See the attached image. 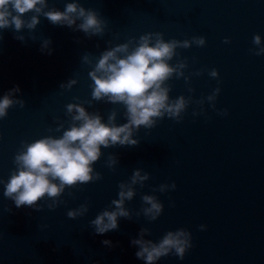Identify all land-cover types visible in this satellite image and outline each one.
I'll use <instances>...</instances> for the list:
<instances>
[{
    "label": "water",
    "instance_id": "1",
    "mask_svg": "<svg viewBox=\"0 0 264 264\" xmlns=\"http://www.w3.org/2000/svg\"><path fill=\"white\" fill-rule=\"evenodd\" d=\"M66 2L49 0V6L62 11ZM80 3L97 9L109 21L102 37L88 38L45 17L31 34L27 29L22 33L0 29V98L19 85L21 92L16 95L26 101L25 107L15 105L0 119L3 181L15 169L13 157L21 141L62 135L63 129L49 132L56 127L57 117L65 128L70 126L65 107L70 102L85 103L89 112L98 111L105 122L115 108L117 124L126 122L122 105L86 103L93 82L88 76L91 66L81 59L85 52L98 57L105 48L146 32H162L165 40L204 36L205 46L177 49L178 56L170 63L187 58L186 75L205 71L193 75L188 84L175 76L167 82L172 98H193L181 121L165 117L152 129L142 127L136 146L102 148L103 155L94 164L102 179L66 188L55 209L16 208L3 196L4 184H0V264H145L135 255L137 246L131 244L142 227L150 229L146 238L154 241L178 228L192 233L193 247L183 260L170 254L156 264H264V55L249 51L255 47V34L264 42V0ZM19 34L24 41L15 38ZM225 37L231 42L224 43ZM43 38H51V55L41 51ZM212 68L219 71L218 78L209 76ZM70 78L77 79V84L70 90L60 88ZM217 86L221 91L213 109L206 97ZM189 87L195 91L190 93ZM202 97L204 104H197ZM223 109L227 115L217 111ZM194 111L199 115L194 116ZM109 153L119 158L115 170L106 165ZM138 167L150 178L143 187L135 186L136 195L125 206L134 214L143 206L142 195L154 194L164 205L162 214L155 221L142 214L131 220L121 217L118 229L96 234L89 221L118 198L119 182L127 181ZM173 181L175 190H158L160 184ZM85 202L89 204L85 216L67 217L69 209ZM106 239L110 246L102 243Z\"/></svg>",
    "mask_w": 264,
    "mask_h": 264
},
{
    "label": "clouds",
    "instance_id": "2",
    "mask_svg": "<svg viewBox=\"0 0 264 264\" xmlns=\"http://www.w3.org/2000/svg\"><path fill=\"white\" fill-rule=\"evenodd\" d=\"M31 13L29 16L28 14ZM45 17L51 24L67 26L73 31H82L88 38L102 37L109 21L97 9L85 8L80 0H67L64 9L49 6V0H0V29L12 28L15 33L27 29L34 33L40 24V18ZM24 41L23 34L16 35ZM2 39V36H0ZM36 40L35 35H31ZM224 43H230L229 37ZM51 38H43L41 51L51 55ZM111 45V41H107ZM255 46L249 51L257 56L264 55V42L260 34L252 39ZM206 44L204 36H193L191 39L165 40L162 32H146L139 38L132 37L123 43H117L105 48L98 57L85 52L82 62L90 65L88 76L93 82L90 87L93 101H104L119 104L124 107L126 122L117 124V110L113 108L107 117L97 112H89L85 103L70 102L66 107V115L70 117V126L65 128L63 121L54 118L56 127L49 132H60L62 135H46L32 142L21 141V147L13 157L15 169L4 184L3 196L14 202L16 208L30 207L42 211L45 207L55 209L60 205L65 189L102 179V173L94 169V164L103 155L102 148L114 146H136L140 139L136 135L143 127L154 128L159 120L168 117L177 122L183 119L192 96H170L171 85L167 82L174 76L183 78L188 84L192 76H200L205 69L185 74L188 67L187 58L170 63L178 56L177 49H188L193 45L203 47ZM212 78L219 77L216 68L208 70ZM77 79L70 78L60 84L62 89H71L77 84ZM188 91L194 92L191 87ZM221 89L217 86L207 97L213 109L216 108V98ZM21 92L19 85L9 89L0 98V119L7 117L8 110L15 105L25 107L26 101L17 96ZM78 99V98H77ZM205 98L196 101L203 105ZM202 110V109H201ZM221 115H227L228 110H217ZM193 115H199L194 111ZM119 158L115 153H109L106 165L115 170ZM150 178V173L142 168L133 170L127 181L118 184V198L110 202V206L100 211L89 221L98 235H103L119 227V218H139L141 214L150 221H155L163 212L164 205L154 194H144L141 197L142 207L135 211L126 207L127 201H132L136 195V185L144 186ZM176 183H163L158 190L163 193L169 189L175 190ZM69 195L74 193L69 192ZM45 203H40L41 201ZM11 212V208L8 209ZM89 212L87 202L79 207L71 208L66 215L70 219L83 217ZM201 230L206 225L201 224ZM151 231L142 227L131 244L137 246L135 255L145 264H156V261L170 254L183 260L186 253L193 247L192 233L185 228L168 231L159 241L146 238ZM104 245H111L110 240H103Z\"/></svg>",
    "mask_w": 264,
    "mask_h": 264
}]
</instances>
